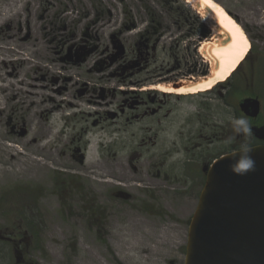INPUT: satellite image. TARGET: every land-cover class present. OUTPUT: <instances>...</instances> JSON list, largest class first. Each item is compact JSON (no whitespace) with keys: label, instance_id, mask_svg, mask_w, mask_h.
<instances>
[{"label":"rangeland","instance_id":"obj_1","mask_svg":"<svg viewBox=\"0 0 264 264\" xmlns=\"http://www.w3.org/2000/svg\"><path fill=\"white\" fill-rule=\"evenodd\" d=\"M215 1L264 54V0ZM183 2L0 0V264H183L202 168L253 141L232 125L240 84L140 91L208 73L212 31Z\"/></svg>","mask_w":264,"mask_h":264},{"label":"water","instance_id":"obj_2","mask_svg":"<svg viewBox=\"0 0 264 264\" xmlns=\"http://www.w3.org/2000/svg\"><path fill=\"white\" fill-rule=\"evenodd\" d=\"M239 107L253 118L261 108L258 98H245ZM252 133L264 141V125L253 126ZM246 148L252 150L254 171L238 175L231 170L242 149L203 168L206 180L188 228L183 264H264V144ZM117 195L129 197L122 191Z\"/></svg>","mask_w":264,"mask_h":264},{"label":"bare ground","instance_id":"obj_3","mask_svg":"<svg viewBox=\"0 0 264 264\" xmlns=\"http://www.w3.org/2000/svg\"><path fill=\"white\" fill-rule=\"evenodd\" d=\"M196 11L212 35L201 42L198 52L207 63L208 73L197 78H180L176 81H159L144 84L141 90H157L174 95L207 92L219 83L227 81L250 52V39L244 28L218 1L183 0Z\"/></svg>","mask_w":264,"mask_h":264},{"label":"flooded vegetation","instance_id":"obj_4","mask_svg":"<svg viewBox=\"0 0 264 264\" xmlns=\"http://www.w3.org/2000/svg\"><path fill=\"white\" fill-rule=\"evenodd\" d=\"M260 81H264V54H260L258 48H254L253 51L248 54L246 59L243 61L242 65L237 69L232 79L227 82L224 86L221 87L218 91V95L223 97V91H227L229 88L234 86L235 84H240L242 88H244L243 97L239 100H243L244 98H258L260 101V112L256 116V118L249 117L245 115L248 119L250 126H256L264 124V120L261 119V115L264 110V106L262 105L263 96L262 93V83ZM238 87V86H237ZM243 114V113H242ZM252 142L249 145H257L260 143H264L263 140L255 138L251 135ZM204 175V181L206 179V175ZM203 181V183H204ZM23 264H39L35 262L31 263H23Z\"/></svg>","mask_w":264,"mask_h":264},{"label":"trees","instance_id":"obj_5","mask_svg":"<svg viewBox=\"0 0 264 264\" xmlns=\"http://www.w3.org/2000/svg\"><path fill=\"white\" fill-rule=\"evenodd\" d=\"M175 1L178 2V3H181V5L183 6V8H185V3L182 0H175ZM128 9H130V8H128V5L126 4V6L123 9V11L125 12L126 17L121 22V29L123 30V33L124 32H129L130 30H134V29H137L139 27L138 26L139 23L135 20L134 15H132L131 14L132 12L129 11ZM186 10L189 11V9H186ZM227 11L229 13V10L228 9H227ZM149 21L150 22H148L146 24V27L140 31V36H139V40L142 41V43L147 44V45H149V43H151L150 41H152L153 38L155 39V41L157 39L161 38L163 36V33H164L163 30H162V24L160 23V21L156 20L153 16L151 17V19ZM191 34H194V32L191 33ZM113 35H114V33L111 36V39L112 40L115 39V36H113ZM71 49H73V47H71L69 49V51H68V54L69 55L72 53V50ZM120 52L122 54L125 53L124 45H122V44H121V51ZM229 81H227V82H229ZM227 82L221 83L218 86H216L215 88L211 89L210 91L202 92V93H210V92L213 91V93H215V95H218V92H219L218 90L221 89V87L224 86ZM84 86H85V88L83 89V91H85V93H86L87 92L86 90L88 88V82L85 83ZM78 91L81 93L80 95H83L82 94L83 91H81V89L80 90L78 89ZM140 91L142 93L143 92H149L150 94H153V95L154 94H161V95L168 94V93L159 92V91H157L155 89L154 90H143V91L140 89ZM170 95H173V94H170ZM190 95L191 94H188V96H190ZM175 96H177V95H175ZM179 96L188 97V96H185V95H179ZM59 187L64 188L63 186H59Z\"/></svg>","mask_w":264,"mask_h":264},{"label":"clouds","instance_id":"obj_6","mask_svg":"<svg viewBox=\"0 0 264 264\" xmlns=\"http://www.w3.org/2000/svg\"><path fill=\"white\" fill-rule=\"evenodd\" d=\"M233 129L237 134L248 136L252 133V128L249 122L243 118L238 117L232 120ZM252 150L250 148H242L237 152L233 158V163L230 165L231 170L238 175H245L249 171L255 170L256 162L251 156Z\"/></svg>","mask_w":264,"mask_h":264}]
</instances>
